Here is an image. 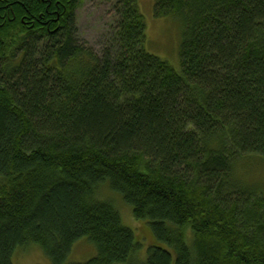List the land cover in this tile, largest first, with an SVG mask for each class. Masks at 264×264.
Here are the masks:
<instances>
[{"label":"trees","instance_id":"16d2710c","mask_svg":"<svg viewBox=\"0 0 264 264\" xmlns=\"http://www.w3.org/2000/svg\"><path fill=\"white\" fill-rule=\"evenodd\" d=\"M85 1L0 0V264L34 245L70 264L83 239L85 264L132 262L105 186L151 226L146 264H264V0H153L181 72L147 52L140 0H112L92 49Z\"/></svg>","mask_w":264,"mask_h":264},{"label":"rangeland","instance_id":"374dc122","mask_svg":"<svg viewBox=\"0 0 264 264\" xmlns=\"http://www.w3.org/2000/svg\"><path fill=\"white\" fill-rule=\"evenodd\" d=\"M138 5L147 24V52L167 61L177 72H181L179 54L184 38L182 25H177L173 18H156L153 0H140ZM76 17L79 39L97 51L107 43L112 27L115 28L118 22L112 0L85 1L76 12ZM253 174L254 176H250L253 182L258 184L257 186L264 187V164H260ZM100 196L104 200L111 201L119 211L124 226L134 233L136 242L141 247L140 252L129 264H146L149 248L157 244L151 226L145 221L137 220L132 207L109 186H105V191ZM96 255L95 246L88 239H83L74 246L67 263L85 264ZM13 264H52V262L38 246L34 245L20 250L13 257Z\"/></svg>","mask_w":264,"mask_h":264},{"label":"bare ground","instance_id":"6f19581e","mask_svg":"<svg viewBox=\"0 0 264 264\" xmlns=\"http://www.w3.org/2000/svg\"><path fill=\"white\" fill-rule=\"evenodd\" d=\"M180 55V54H179Z\"/></svg>","mask_w":264,"mask_h":264}]
</instances>
